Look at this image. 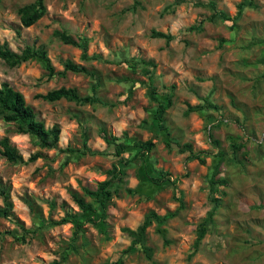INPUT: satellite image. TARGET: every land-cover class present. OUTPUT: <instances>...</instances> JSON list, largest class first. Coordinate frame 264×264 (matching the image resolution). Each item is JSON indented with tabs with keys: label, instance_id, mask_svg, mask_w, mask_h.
I'll return each instance as SVG.
<instances>
[{
	"label": "rangeland",
	"instance_id": "374dc122",
	"mask_svg": "<svg viewBox=\"0 0 264 264\" xmlns=\"http://www.w3.org/2000/svg\"><path fill=\"white\" fill-rule=\"evenodd\" d=\"M32 1L0 0V43L6 41L15 51L27 44L44 48L55 72L70 59L97 78L71 71L48 77L40 59L15 67L0 59V82L22 92L46 127H60L57 147L41 149L31 136L0 120V137L8 135L24 159L35 151L44 155L25 164L0 157V189L8 191L14 218L0 216V264H118L119 259L122 264H264V0H45L46 13L24 27L17 9ZM209 1L230 16L241 1L252 4L231 28V21L208 20ZM199 24L200 30L189 29ZM54 30L88 37V53L103 59L81 60L80 49L60 41ZM152 31L172 38L166 42ZM135 59L153 63V84L163 99L172 91L165 115L168 133L154 127L149 81L140 66L132 65ZM95 82L102 103L48 102L35 96L60 86L91 94ZM205 99L217 108L186 112L188 105ZM81 124L91 150H110L101 126L128 143L152 139L155 146L145 161L137 158L126 169L103 221L85 222L72 240L73 223L41 228L40 220L79 212L71 192L84 196L83 187L95 189L117 159L82 153ZM184 143L203 151L204 162L187 160L189 152L180 151ZM232 143L242 144L236 156ZM136 149L121 156L131 157ZM218 149L224 152L220 159ZM217 163L214 178L226 181L214 192L221 204L191 255L197 223L211 207L208 176ZM158 170L168 172L175 185H155L141 177ZM151 210L168 215L162 226L169 243L152 222L144 242L150 256L140 244L123 253L131 243L123 228L134 229Z\"/></svg>",
	"mask_w": 264,
	"mask_h": 264
},
{
	"label": "trees",
	"instance_id": "16d2710c",
	"mask_svg": "<svg viewBox=\"0 0 264 264\" xmlns=\"http://www.w3.org/2000/svg\"><path fill=\"white\" fill-rule=\"evenodd\" d=\"M251 5V2L241 1L237 5V11L234 16H230L226 12L216 8L213 2H208V6L212 9L208 20H222V21H231V28H234L236 20L241 16L242 11L246 5ZM19 16L20 24L24 27H29L37 22L45 13L46 5L45 0H34L32 2L26 3L17 9ZM191 30H200L201 25H191L189 26ZM152 36L163 37L166 42H169L172 36L168 33L161 31H152ZM53 35L57 37L60 41L65 44L73 45L80 49V59L84 61H89L91 59H100L102 56L100 54H89V38L86 36H79L74 38L72 35L63 30H54ZM0 59H2L9 67H15L20 65L23 62L32 59H40L44 62V67L47 71V76L52 77L55 74L63 75L66 71H71L74 73H82L89 75L94 80L97 78L95 72L92 69L87 68L81 63L74 62L70 59L63 61V70L54 71V67L50 62V59L47 55V52L44 48L35 47L33 45H25L20 51L13 50L6 41L0 43ZM132 65L140 66V69L143 73L146 74L148 78L147 83V94L151 102H154L152 110V120L154 127L158 132H167L168 129L165 124V115L167 109L172 105V91L163 99L156 91V87L153 84V76L151 72V67L153 63L150 61H145L143 59H135ZM96 86L97 83H92L91 94L81 95L75 87H65L60 86L58 88H53L45 93H37L35 96L40 97L45 101L54 102L61 99L75 102L77 104H94L102 103L101 99L96 95ZM132 89H129L131 92ZM205 103L198 105H188L186 112H196L207 109H216V105L204 100ZM0 120L5 123L14 124L13 131L16 133L28 134L31 136L36 144L41 149H53L57 147V143L60 135V127L57 124H54L52 127L48 128L45 126L42 120L37 119L36 113L31 105H29L22 92L15 89L7 81L0 82ZM82 126V147L80 151L82 153H88L90 155L102 154L110 155L116 157L117 159L111 163V167L108 168L106 173V178L97 183L95 189H89L83 187L84 196L90 197L89 201H85L83 195H79L77 192L72 191L71 196L79 208V212H65L62 217L57 220L53 219H41L39 227H48L53 225H59L64 223H73L74 232L72 240H75L77 236L83 231V224L85 222H90L93 225H98L100 221H103L105 218V212L109 206L111 199L115 193L118 192L120 187L124 182V176L126 169L134 163L138 158L142 161L146 160L148 153L154 148L155 142L152 139L147 140H136L132 143L126 142L125 139L110 134L106 128L101 126L99 128L100 135L107 147L110 148L109 151H99L91 150L87 145L88 134L84 124ZM209 138H212L211 133H208ZM216 144L217 141L212 139ZM169 142V141H168ZM217 145V144H216ZM137 148L134 154L131 157L124 158L121 155L129 150V148ZM242 144L232 143V153L236 156L237 152L241 149ZM65 151L72 152V148H66ZM180 151H188L187 160H198L199 162H204L203 151H193L191 144L184 143L180 147ZM217 155L219 159L224 155L222 149H218ZM0 157L5 158L8 162L13 164H25L28 162H33L38 158L44 157L41 151H35L31 153L27 159H24L22 154L18 151L16 146H14L8 137V135H3L0 137ZM68 157H66L64 162H67ZM219 163H217L211 174L208 176L209 179V188L210 195L209 201L211 207L206 211V215L197 223L195 229V239L192 244L191 255L196 253L203 238L207 234L210 226L213 224L214 215L219 208L221 201L219 196H214V192L217 190V186L221 184H226L224 179H215L214 173L218 168ZM155 185H164L172 184L175 185V180L171 179L170 174L166 171L158 170L157 172H146V175L141 176ZM0 194L2 196L3 206L0 207V216L5 217L9 220H13V215L11 212L12 201L8 194V191L5 188L0 189ZM180 200L179 207H182V201L180 197H177ZM27 204L31 207L32 201L26 199ZM50 208L54 207L52 201L49 202ZM172 214V213H171ZM168 215H159L155 211L151 210L147 212L142 220V222L136 226L134 229L129 227H124L125 231L131 237L130 245L124 249L122 252H127L131 250L136 244H140L144 251L150 256L149 248L145 246V236L146 229L149 227L152 222H155L156 227L155 231L163 238L165 244L169 243V240L166 237V229L162 226ZM97 217V218H96ZM16 239L23 241L24 236H16ZM118 264H122V261L119 259ZM103 264H115V263H103Z\"/></svg>",
	"mask_w": 264,
	"mask_h": 264
}]
</instances>
